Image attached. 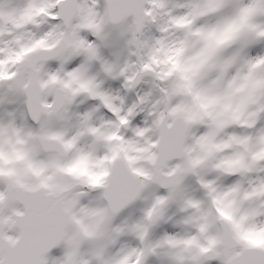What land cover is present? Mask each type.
<instances>
[{"label":"snow or ice","instance_id":"6c2138e0","mask_svg":"<svg viewBox=\"0 0 264 264\" xmlns=\"http://www.w3.org/2000/svg\"><path fill=\"white\" fill-rule=\"evenodd\" d=\"M0 264H264V0H0Z\"/></svg>","mask_w":264,"mask_h":264},{"label":"rangeland","instance_id":"374dc122","mask_svg":"<svg viewBox=\"0 0 264 264\" xmlns=\"http://www.w3.org/2000/svg\"><path fill=\"white\" fill-rule=\"evenodd\" d=\"M106 86H109V87H111L113 90H116L117 88H119V81H111V82H109L108 83V85H106ZM139 119H141L140 117H138L137 118V120H139ZM165 228H167V226H165ZM60 254V253H59ZM58 254V255H59ZM57 255V256H58Z\"/></svg>","mask_w":264,"mask_h":264},{"label":"flooded vegetation","instance_id":"af4514ba","mask_svg":"<svg viewBox=\"0 0 264 264\" xmlns=\"http://www.w3.org/2000/svg\"><path fill=\"white\" fill-rule=\"evenodd\" d=\"M59 254V251L58 250H55L54 252H52L50 255L52 256H57Z\"/></svg>","mask_w":264,"mask_h":264},{"label":"clouds","instance_id":"9594fccd","mask_svg":"<svg viewBox=\"0 0 264 264\" xmlns=\"http://www.w3.org/2000/svg\"><path fill=\"white\" fill-rule=\"evenodd\" d=\"M81 99H84L83 97H81ZM88 103V101L85 99V104H87Z\"/></svg>","mask_w":264,"mask_h":264},{"label":"water","instance_id":"95a60500","mask_svg":"<svg viewBox=\"0 0 264 264\" xmlns=\"http://www.w3.org/2000/svg\"><path fill=\"white\" fill-rule=\"evenodd\" d=\"M54 250H55V249H54ZM54 250H52V252H53ZM52 252H51V253H52Z\"/></svg>","mask_w":264,"mask_h":264}]
</instances>
